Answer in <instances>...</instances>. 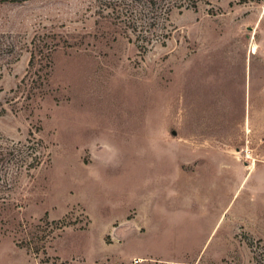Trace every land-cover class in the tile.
Masks as SVG:
<instances>
[{
  "label": "rangeland",
  "instance_id": "1",
  "mask_svg": "<svg viewBox=\"0 0 264 264\" xmlns=\"http://www.w3.org/2000/svg\"><path fill=\"white\" fill-rule=\"evenodd\" d=\"M151 1L0 0V264H264V0Z\"/></svg>",
  "mask_w": 264,
  "mask_h": 264
},
{
  "label": "trees",
  "instance_id": "2",
  "mask_svg": "<svg viewBox=\"0 0 264 264\" xmlns=\"http://www.w3.org/2000/svg\"><path fill=\"white\" fill-rule=\"evenodd\" d=\"M136 1H142V0H136ZM151 4V0H145ZM48 52V51H47ZM33 54V53H32ZM33 63V55H31L30 64ZM14 150L8 146H2L0 145V168L4 164H8L9 161H11V157L14 156Z\"/></svg>",
  "mask_w": 264,
  "mask_h": 264
}]
</instances>
